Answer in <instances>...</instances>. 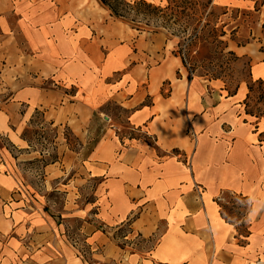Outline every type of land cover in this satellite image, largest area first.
Masks as SVG:
<instances>
[{
  "label": "crops",
  "instance_id": "1",
  "mask_svg": "<svg viewBox=\"0 0 264 264\" xmlns=\"http://www.w3.org/2000/svg\"><path fill=\"white\" fill-rule=\"evenodd\" d=\"M245 5L253 11V2ZM255 14L248 42L224 40L227 51L248 60L251 78L264 80V4ZM43 22L18 20L24 53L9 36L0 42V96H8L0 100V264H13L20 249L42 250L20 241L44 213L41 194L28 193L20 169L47 155L32 151L24 138L37 110L76 141L69 146L55 136L56 156L42 166L41 187L64 192L66 209L82 219L98 260L264 264V139L244 113L246 86L229 97L219 80L189 78L176 42L160 33L121 40L94 36L84 24L75 29L70 17ZM92 60L99 61L95 71ZM49 80L56 83L43 89ZM108 101L128 114L127 129L143 135L120 134L126 128L102 110ZM90 181L96 182L93 202L79 210L72 204ZM222 192L250 200L248 237L238 240L220 217L215 201ZM122 228L128 233L118 244L110 232ZM135 237L156 243L142 255L133 250Z\"/></svg>",
  "mask_w": 264,
  "mask_h": 264
},
{
  "label": "rangeland",
  "instance_id": "2",
  "mask_svg": "<svg viewBox=\"0 0 264 264\" xmlns=\"http://www.w3.org/2000/svg\"><path fill=\"white\" fill-rule=\"evenodd\" d=\"M127 1L132 2L136 0ZM144 1L161 8L167 5V0ZM249 1L260 5L262 0H214V5L218 7L227 6L228 9L227 14L217 20V27L222 26L223 31L226 33L224 38L234 40L239 44H244L250 40L251 32L256 28L257 16L254 11L247 9L245 3ZM241 2H244V4ZM216 13L219 14V11ZM68 17L75 20V29L79 28L81 24L90 26L91 33L94 36L107 37L117 34L119 39L125 40L136 36L145 38L155 34L150 29L134 30L123 22L109 17L107 11L96 0H0V42L4 37L9 36L15 40L21 53H24L27 49L20 29L17 26L19 19L24 18L26 21L40 24L44 23L43 21L46 19H54V23H56V21L61 22V20ZM156 31L176 42L175 53L187 44V41L184 42L185 40H183L187 39V36L183 38V35L171 36V32L163 28H158ZM221 49H223L222 46L213 51L210 50V47L208 48L201 44L188 47L186 49L187 64L192 70L193 75L204 80H211L212 77H217L229 92H232L237 84L239 86H246L251 80L248 60L238 57V59H234L227 54L228 51L226 49L223 51L224 56L222 57L219 55ZM83 55L85 56V54ZM205 58H208V60H205ZM98 64V60H92V70L95 71V68H98ZM54 83L56 82L52 80L46 81L42 84V88L48 89L54 86ZM58 88L63 92L65 91L68 95L73 93L71 87L61 89L58 86ZM262 94H264V87L260 88L254 85L249 94V99L246 101L247 110L254 115L249 119L250 129L253 131L254 124H256L259 128L258 134L264 133V99H260ZM7 98V93L0 96V100L3 101ZM102 110L114 119L116 126L127 127L125 118L128 114L118 105L108 101L104 104ZM57 134L66 137L73 146L74 140L72 135L66 129L62 128L58 130L48 122H45L39 110L34 113L30 126L24 132L29 148L41 155L42 153L47 155L46 158L25 163L20 168L22 176L28 184V193L32 197L35 195L33 191L41 194L40 202L44 212L41 216L42 219L34 217L33 222H38L37 227L33 228L35 230H30L25 235H22L20 241L23 245H30L31 242L33 244L37 243L42 246V250L35 252L31 249H20L18 254L12 257L14 260L13 264H114L113 262H103L94 257L93 254L98 253V250L86 241L87 238L82 232V227L84 226L82 219L80 217H70L72 216V212L66 209L64 192H56L54 188L49 186L41 187L44 181L42 166L46 162L54 160L56 156L53 143ZM120 134L132 135L133 137L143 135L127 128L121 129ZM1 143L10 148L5 141H1ZM178 159L182 161V158ZM95 185V181H90L82 191L83 198L77 204L72 205L78 206V209L81 210L83 203L93 202L91 192ZM218 198V201L224 208V213L232 214L235 212L237 226L243 229L246 223L242 218L246 210L245 203L232 196L220 195ZM86 220L93 222L97 227L99 226L92 216L89 219L86 218ZM127 233L128 230L122 228L118 232H110V235L118 244H121L118 238L122 235H127ZM132 243L135 246L133 250L136 253L145 255L154 247L156 238L142 240L135 237ZM16 246H18L17 243Z\"/></svg>",
  "mask_w": 264,
  "mask_h": 264
},
{
  "label": "trees",
  "instance_id": "3",
  "mask_svg": "<svg viewBox=\"0 0 264 264\" xmlns=\"http://www.w3.org/2000/svg\"><path fill=\"white\" fill-rule=\"evenodd\" d=\"M97 3L107 11L109 17L123 22L125 25H128L134 30H143L150 29L153 30V33H158L156 30L158 28H163L171 32V36L183 35L187 36V44L180 48L176 53L182 59L184 66L187 64V48L193 47L196 44H201L206 47H210V50H216V48L222 46L223 49L219 51L220 56L223 55V51L226 49V42L223 38L226 36V33L223 31V27H217V20L227 14V6L218 7L214 5V0H167V5L164 8L155 6L151 3H147L144 0L136 1H127V0H96ZM264 0L261 1L260 5L257 3L254 4L253 11L258 12L263 6ZM219 11V14L216 12ZM205 32V33H204ZM183 42V43H184ZM182 46V45H180ZM229 56L234 59H238L232 52H227ZM208 60V58H205ZM194 66V64H192ZM250 67V63H249ZM250 82L246 84L247 95L246 99L243 101L244 113L245 115L254 116L251 112L247 110L246 101L249 99V94L252 91V87L255 85L257 87H264V80L257 79L253 80L249 72ZM190 78V76H189ZM211 80H218L217 77H212ZM239 88L237 84L232 92L227 91L229 97H232L236 94ZM260 99H264V94L260 96ZM68 131V130H67ZM69 132V131H68ZM258 132V126L254 124V133ZM70 133V132H69ZM259 139L264 138V133H259ZM24 138L25 135H24ZM69 146L68 139L64 137ZM27 140V139H26ZM74 140V138H73ZM76 141L74 140V144ZM220 195H225L227 197H235L240 199L246 205V210L242 218L247 223V218L251 212V203L247 197H243L240 194L231 193V192H222ZM216 199V204L219 207L220 217L228 224L235 227L236 238L239 240L241 238H246L249 235L248 228L246 223L243 226V229H240L237 226L235 221V212L230 214L224 213V208L222 204ZM240 243L242 241L240 240Z\"/></svg>",
  "mask_w": 264,
  "mask_h": 264
},
{
  "label": "built area",
  "instance_id": "4",
  "mask_svg": "<svg viewBox=\"0 0 264 264\" xmlns=\"http://www.w3.org/2000/svg\"><path fill=\"white\" fill-rule=\"evenodd\" d=\"M186 68H187V71H188L189 76L192 77L193 76V73H192V70L190 69V67L188 66V64H186ZM196 189H197V192L199 194L200 193V190L198 188H196Z\"/></svg>",
  "mask_w": 264,
  "mask_h": 264
}]
</instances>
